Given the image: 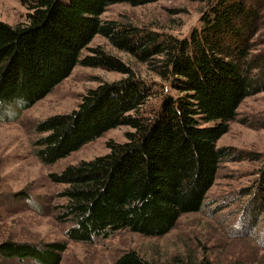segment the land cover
I'll return each instance as SVG.
<instances>
[{"label":"trees","instance_id":"obj_1","mask_svg":"<svg viewBox=\"0 0 264 264\" xmlns=\"http://www.w3.org/2000/svg\"><path fill=\"white\" fill-rule=\"evenodd\" d=\"M154 1L28 0L23 21L0 20L2 122L17 120L76 64L122 75L99 81L76 108L34 126L32 153L44 165L108 130L131 129L125 141H109L105 154L49 174L64 185L59 195L65 202L57 207L56 219L69 224L67 240L93 243L123 229L161 236L183 214L200 210L220 162L235 156L217 141L241 102L264 90V0H189L204 4L199 27L186 37L100 17L111 4ZM97 34L169 83L172 92L147 115L141 108L153 95L151 85L129 64L100 47L82 55ZM66 247V240H4L0 258L59 264ZM113 264L151 263L129 250Z\"/></svg>","mask_w":264,"mask_h":264},{"label":"rangeland","instance_id":"obj_2","mask_svg":"<svg viewBox=\"0 0 264 264\" xmlns=\"http://www.w3.org/2000/svg\"><path fill=\"white\" fill-rule=\"evenodd\" d=\"M27 2L0 0V20L10 25L23 21ZM203 4L189 0H157L138 6L115 3L107 6L100 17L186 37L199 27ZM95 47L122 59L151 85L153 95L141 108L142 114L151 112L164 93L172 92L169 83L150 72L146 64L115 49L99 34L82 50V55ZM121 77L116 72L76 64L67 78L33 106L22 110L17 120L0 121V242L66 240L59 264H113L129 250L151 264H264V90L241 102L236 119L217 141L218 146L230 147L235 156L248 158L234 156L220 162L200 210L183 214L161 236L123 229L107 238H96L93 243L66 239L69 224L56 219L57 207L65 202L59 195L64 185L53 182L49 174L105 154L109 141H125V133L131 129L118 126L108 130L55 164L44 165L32 153L34 126L52 114L76 108L82 94L99 81ZM8 111L16 112L12 108ZM0 264L35 263L0 258Z\"/></svg>","mask_w":264,"mask_h":264}]
</instances>
